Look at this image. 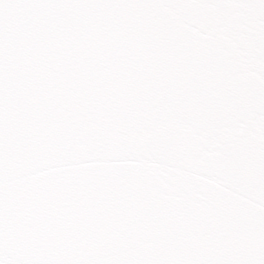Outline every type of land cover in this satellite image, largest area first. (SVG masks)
<instances>
[{
  "label": "snow or ice",
  "instance_id": "snow-or-ice-1",
  "mask_svg": "<svg viewBox=\"0 0 264 264\" xmlns=\"http://www.w3.org/2000/svg\"><path fill=\"white\" fill-rule=\"evenodd\" d=\"M0 264H264V0H0Z\"/></svg>",
  "mask_w": 264,
  "mask_h": 264
}]
</instances>
